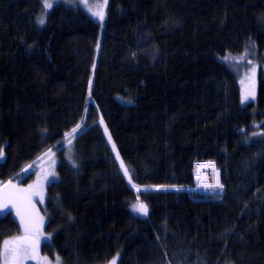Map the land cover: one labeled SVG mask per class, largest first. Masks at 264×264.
I'll return each instance as SVG.
<instances>
[{
  "label": "trees",
  "instance_id": "1",
  "mask_svg": "<svg viewBox=\"0 0 264 264\" xmlns=\"http://www.w3.org/2000/svg\"><path fill=\"white\" fill-rule=\"evenodd\" d=\"M88 1L103 21L59 4L41 25V0H0V191L59 159L41 254L264 264V0ZM248 64L257 94L243 104ZM193 166L223 193H189ZM19 232L0 215V251Z\"/></svg>",
  "mask_w": 264,
  "mask_h": 264
},
{
  "label": "rangeland",
  "instance_id": "2",
  "mask_svg": "<svg viewBox=\"0 0 264 264\" xmlns=\"http://www.w3.org/2000/svg\"><path fill=\"white\" fill-rule=\"evenodd\" d=\"M49 3L52 4L51 8H45L44 3L45 0H41L42 5V12L41 18L46 19L48 12L53 8L55 5H65L71 8H77L89 12L92 15V12L88 10V7L85 6H92V4L88 0H48ZM97 11V10H93ZM93 16V15H92ZM97 17V16H93ZM244 80L242 82V94H241V102L243 104H247L249 102H255L256 94H257V85H256V73L257 68L253 64H248L245 66L244 69ZM247 97V99H245ZM71 145L69 146V151L67 152V157L70 159L72 152H71ZM59 164V159L56 157L55 154H50L40 160L33 168H31L28 172H30L31 178L29 183L27 184H15L16 186H9L8 189L5 191H0V194L8 192V193H17L18 195L24 197L22 201L18 203L9 202L8 206L5 208L3 206V200H0V215L5 214L6 212H11L15 221L19 224L20 232L12 236L5 241H9L10 243L13 241H20L21 238L25 236L24 228L21 225L20 216L17 215L18 209L22 214H26V221L30 220L31 223L38 231L39 240L38 243L35 244L34 250L33 248H28V258L24 259L23 264H63L59 258L50 259L45 257L40 252V247L43 243L50 242L51 235L44 232L45 225L47 219L43 214V207L46 200V188L51 183H55L58 181V174H57V166ZM196 165V164H195ZM194 165V166H195ZM209 170L213 169V164H203ZM194 166H193V176L195 179L194 187L191 188L189 193H197L202 195L203 197H215V195H221L223 193V187L221 188V193L215 194H207L206 189H208L209 185L211 184L210 181L202 179V177H196L194 173ZM29 186H32L31 188ZM137 190V188H134ZM19 190H25L24 192H19ZM148 210V209H147ZM136 216L145 218L147 215H141L139 212H133ZM37 233L30 234V238L32 240L36 239ZM4 241V242H5ZM4 242L1 248V251L4 248ZM117 259V256L114 257L110 262L107 264H112V261ZM118 262V259H117ZM0 264H3L1 259Z\"/></svg>",
  "mask_w": 264,
  "mask_h": 264
},
{
  "label": "snow or ice",
  "instance_id": "3",
  "mask_svg": "<svg viewBox=\"0 0 264 264\" xmlns=\"http://www.w3.org/2000/svg\"><path fill=\"white\" fill-rule=\"evenodd\" d=\"M86 7H88V10L90 12H92L93 16H98L99 19L101 21H103L104 19V13L103 11H93V7L95 8H102L101 5H94V6H88L87 4H85ZM44 7L47 8H51L52 4L48 2V0H45L44 3ZM44 19L40 18L39 23L41 25L44 24ZM227 59V58H226ZM91 84V81L89 82ZM245 99H247V97H245ZM243 102V101H242ZM101 123H103V121H101ZM80 128V125H77L76 128L72 129V133L75 134L77 133V130ZM105 133L107 134V129L105 128ZM109 139V143H112L111 137H108ZM71 141H69L70 143ZM113 147V151H116V147L115 144L112 145ZM116 159L117 161H120V168L121 170H123L124 176L125 177H129V183H132V180L130 178V173L127 169V167L124 165L123 161L120 160V156L117 153L116 155ZM75 166V165H74ZM134 188H136V185L133 184L132 185ZM30 188L32 186H29ZM215 187L218 188H222L223 186L221 184H219V182H217V184L215 185ZM179 190V189H177ZM25 190H19V192H24ZM137 191H139V189L137 188ZM24 197L18 195L17 193H2L0 194V200H3V206L6 208L8 206V203L11 201L13 203H18L20 201L23 200ZM132 209L134 212H139L141 215H147L148 214V210L145 204H143L142 202L139 201V198H137V202L132 206ZM17 215L20 216L21 219V225L24 228L25 231V236L23 238H21L20 241H13V242H9V241H5L4 242V248L2 251H0V259H2L3 264H23L24 259L28 258V248H33L35 247V244L38 243L39 240V235H38V231L37 229L34 227V225L31 223L30 220L26 221V214H22L20 212V210L18 209L17 211ZM32 233H37L36 234V239L32 240L30 238V234ZM119 255V254H118ZM118 259V257H117ZM117 259H114L112 261V264H117Z\"/></svg>",
  "mask_w": 264,
  "mask_h": 264
},
{
  "label": "bare ground",
  "instance_id": "4",
  "mask_svg": "<svg viewBox=\"0 0 264 264\" xmlns=\"http://www.w3.org/2000/svg\"><path fill=\"white\" fill-rule=\"evenodd\" d=\"M205 180H208V181H210V185H209V187H208V189H206V192L205 193H207V194H209L211 191H212V189H213V187H212V181L210 180V179H205Z\"/></svg>",
  "mask_w": 264,
  "mask_h": 264
},
{
  "label": "water",
  "instance_id": "5",
  "mask_svg": "<svg viewBox=\"0 0 264 264\" xmlns=\"http://www.w3.org/2000/svg\"><path fill=\"white\" fill-rule=\"evenodd\" d=\"M96 125L99 126V127L102 129V132H103V134H104V136H105L104 126L102 125L101 121H98V122L96 123ZM106 140H108V137L106 138Z\"/></svg>",
  "mask_w": 264,
  "mask_h": 264
}]
</instances>
